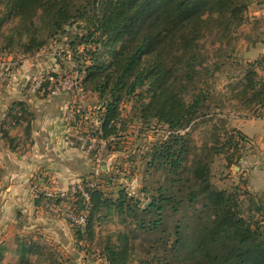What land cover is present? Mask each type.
<instances>
[{"label":"trees","instance_id":"16d2710c","mask_svg":"<svg viewBox=\"0 0 264 264\" xmlns=\"http://www.w3.org/2000/svg\"><path fill=\"white\" fill-rule=\"evenodd\" d=\"M247 6V0H0V31L9 24L19 36L26 35L25 42L19 41L28 53L41 49L67 25L85 21L87 33L82 43L95 42L97 47L94 51L88 49L91 63L80 72L85 74L84 88L97 92L102 100L104 110L99 120L104 137L116 133L121 102L136 98L142 119H157L168 126L167 136L152 143L150 162L167 171L175 184L184 179L190 151L185 130L204 114V103L210 98L201 83L209 62L204 39L214 32L219 35L222 29L226 33L232 30L243 20ZM43 31L45 36H41ZM99 45L109 51L105 57L98 55ZM213 46L219 50L217 42ZM259 66V60L249 62L243 75L227 84L224 94L230 101H241L248 108L258 105L264 110V80L258 77ZM218 69L216 64L213 71ZM32 118L33 112L25 101H16L9 108L3 124L23 128L21 134L2 128L12 149L30 140ZM238 134L241 137L237 141L232 133L219 146L215 143L207 148L221 152L229 146L247 144L248 138L239 130ZM210 172L207 159L195 160L192 176L203 186L204 206L215 210L212 223L191 239L197 246L193 247L196 257L204 253L215 264H264V228H254L237 213L233 196L211 184ZM167 189L158 187L159 195H152L151 203L142 209L155 217L147 222L144 214L133 209L124 191L113 198L103 188H89L88 221L84 229L74 226L76 238L95 242L106 234L102 245L108 264H130L142 233H162L150 245L156 248L166 233L161 227L170 220L167 208L180 210L177 199ZM196 198L197 193L192 191L189 202ZM111 215L119 226L104 232L100 225ZM127 220L132 229L126 228ZM181 226L176 225L178 236L172 246L185 244ZM212 245L215 250H210ZM0 264L69 263L40 244L15 239L0 246Z\"/></svg>","mask_w":264,"mask_h":264},{"label":"rangeland","instance_id":"374dc122","mask_svg":"<svg viewBox=\"0 0 264 264\" xmlns=\"http://www.w3.org/2000/svg\"><path fill=\"white\" fill-rule=\"evenodd\" d=\"M247 1L248 6L244 11L243 20L237 26L227 33L222 29L219 35L214 32L204 39L206 50H209L207 56L209 62L206 64L208 71L204 70L201 83L203 89L209 92L210 98L204 103V114L185 130L188 131L190 139V151L183 170V180L175 181L174 184L169 179L167 171L158 169L150 162L152 143L159 142L167 136L168 126L157 119L148 121L142 119L136 98L121 102L116 133L108 142L105 156L107 158L110 155L106 161L110 165V170L105 191L113 198L120 190L124 191L127 200L131 199L133 209L139 214H144L147 222L155 217L143 213L142 209L151 203L152 195H159L156 190L160 186L168 188L169 194L177 199L176 206L180 207L178 211L167 208L170 220L161 227L166 233L163 231L162 242H157L156 248H150V245L154 240H158L162 233L160 231L154 233L155 235L142 233V241L138 240L130 264H215L204 253L197 258L193 250V247L197 246L191 242L194 234L211 224L215 215V210L204 206L206 199L201 191L203 186L197 184L192 176L196 159H207L211 171V184L233 196L237 213L248 220L254 228L258 226L261 230L264 228V162L258 165L249 161L244 162L246 158L251 160L252 153L256 152L250 151L249 141L247 144L244 142L243 146L226 147L221 152L215 148H212L214 149L212 151L207 148L215 143L219 146L232 133L237 141V138L241 137L238 129L234 127L237 120L264 115V110L260 106L252 105L248 108L241 101H230L224 94L227 84L240 78L249 62L261 61L258 77L264 80V0ZM86 25L87 23L81 20L67 25L64 30L50 37L41 49L26 53L19 39L25 42L28 38L26 35L19 36L10 29L11 25L7 24L0 31V62L3 65L5 63L1 67L5 69L10 65L11 68L8 69L10 71L19 66L21 59L33 56L47 57V62L53 58L60 63V75L72 77L76 72L85 70L91 63L89 51H94L97 47L95 42L82 43V36L87 33ZM223 33L226 36H223ZM41 36H45V31ZM215 42L217 46L219 45L217 51L213 46ZM97 49L101 57L109 53L107 48L100 45ZM216 64L219 65V69L213 71ZM80 74L83 81L85 74L84 72ZM86 103V108L93 113L92 121L95 122L99 119L100 112L104 110L102 100L97 92L86 89ZM244 130L251 136L261 133L262 122L250 120L244 124ZM206 148V151H202ZM255 168L263 172L257 173ZM192 191L197 193V198L190 203L189 196ZM82 205L79 202L80 208ZM176 225H182L185 237L183 246L180 244L172 246L178 236ZM118 226L116 217L111 215L107 220H103L100 228L106 232L115 231ZM126 228L132 229L130 220H127ZM105 236L106 234L95 242L85 238L80 244V249L78 248L79 259L75 261L74 259L72 261L70 254L60 255V258L69 264H97L96 262L102 259L103 264L105 256L102 244ZM159 245L161 247L158 248ZM210 250H215V245H212Z\"/></svg>","mask_w":264,"mask_h":264},{"label":"crops","instance_id":"0c3cea01","mask_svg":"<svg viewBox=\"0 0 264 264\" xmlns=\"http://www.w3.org/2000/svg\"><path fill=\"white\" fill-rule=\"evenodd\" d=\"M46 60L47 57L24 58L10 71V65L3 69L5 63L0 62V246L15 239L27 240L51 249L60 260V255L70 254L75 261L79 259L78 248L83 241H78L74 226L63 215L64 208L73 206L69 190L77 184L106 190L110 165L103 167L104 172L100 171L92 157L66 141L63 115L73 101L70 92L58 96L28 92L29 77L41 71L59 72L58 61ZM16 101H25L33 118L30 140L12 149L2 128L22 133L20 125L14 128L3 124ZM253 119L262 122L263 132L251 136L244 130V124ZM234 127L248 138L250 151H256L251 160L246 158L244 162L254 165L264 162V116L237 120ZM48 191H65L67 196L51 198L46 195ZM101 260L96 263L101 264Z\"/></svg>","mask_w":264,"mask_h":264},{"label":"built area","instance_id":"2783aa9c","mask_svg":"<svg viewBox=\"0 0 264 264\" xmlns=\"http://www.w3.org/2000/svg\"><path fill=\"white\" fill-rule=\"evenodd\" d=\"M53 71H41L29 77L26 88L29 93L34 95L58 96L64 92H70L73 101L66 108L63 119L66 125V141L71 147H76L85 151L99 165L100 171L107 167L106 153L107 145L110 140L104 137L102 122L98 119L92 121L93 113L86 108V89L84 88L80 72L74 76H55ZM90 187L77 184L69 190L73 200V206L64 208L63 215L75 227L82 229L88 221L90 208ZM48 197L67 196L65 191H48ZM81 202L84 208H80ZM103 264H108L104 259Z\"/></svg>","mask_w":264,"mask_h":264}]
</instances>
